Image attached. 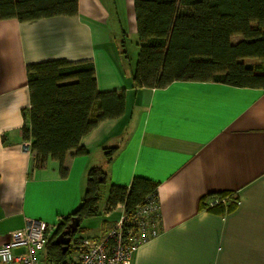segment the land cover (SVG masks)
<instances>
[{
    "label": "crops",
    "instance_id": "crops-1",
    "mask_svg": "<svg viewBox=\"0 0 264 264\" xmlns=\"http://www.w3.org/2000/svg\"><path fill=\"white\" fill-rule=\"evenodd\" d=\"M133 1L78 0L74 17L0 20V246L27 218L54 224L50 237L80 203L88 169L99 166L108 174L103 220L82 221V236L102 237L122 216L120 204L105 210L108 184L134 176L158 183L161 230L126 264H264V88L175 81L134 90L115 37L136 38ZM52 58L91 60L98 90H124L126 99L122 116L81 138L86 153L67 152L65 176L57 160L38 167L23 145L26 65ZM106 147H117L110 163ZM220 191L237 197L223 215L202 207Z\"/></svg>",
    "mask_w": 264,
    "mask_h": 264
},
{
    "label": "trees",
    "instance_id": "trees-1",
    "mask_svg": "<svg viewBox=\"0 0 264 264\" xmlns=\"http://www.w3.org/2000/svg\"><path fill=\"white\" fill-rule=\"evenodd\" d=\"M138 53L130 68L131 87L163 88L175 81L219 82L236 87L264 88V0H134ZM78 14V0H0V20L19 22ZM124 33L121 46H125ZM235 37H239L235 39ZM121 52V50H120ZM122 54H126L122 50ZM126 56V55H125ZM245 58L257 62H245ZM29 107L23 111L27 123L22 135L38 167L48 158L57 160L60 174L69 150L86 153L81 138L100 121L125 113L124 90L99 91L91 60L52 58L26 65ZM117 147L104 148L110 163ZM107 172L99 167L87 171L86 187L78 206L62 216L48 237L45 264H65L71 249L55 243L57 235L72 217L80 224L99 215V201ZM158 183L134 176L129 185L108 184L105 210L123 206L126 224L133 220L137 206L150 195L157 196ZM211 196L226 199L202 207L223 215L237 205L230 191Z\"/></svg>",
    "mask_w": 264,
    "mask_h": 264
},
{
    "label": "built area",
    "instance_id": "built-area-1",
    "mask_svg": "<svg viewBox=\"0 0 264 264\" xmlns=\"http://www.w3.org/2000/svg\"><path fill=\"white\" fill-rule=\"evenodd\" d=\"M29 149L30 141H24ZM224 198L211 196L207 205ZM124 213L102 237L80 236L71 241V249L65 264H126L137 247L155 237L161 230V213L156 195L146 197L137 206L133 220L125 222ZM54 224L38 218H27L23 227L11 231L0 246V264H45L44 250ZM20 251L16 252L15 250Z\"/></svg>",
    "mask_w": 264,
    "mask_h": 264
},
{
    "label": "rangeland",
    "instance_id": "rangeland-1",
    "mask_svg": "<svg viewBox=\"0 0 264 264\" xmlns=\"http://www.w3.org/2000/svg\"><path fill=\"white\" fill-rule=\"evenodd\" d=\"M105 1L106 0H104V2ZM107 1L109 3L110 2L112 3V0H107ZM113 1L115 2V6L118 7V5H120L119 0H113ZM115 37H116V40H118V46L117 47L119 48V50H121V52H122V50H125V52H126V54H125L126 56L121 53V58L124 61V68L126 69L127 72H129L130 71V68L131 67H134V65H135V61H136V57H137V53H138V46L136 45L137 38H135L131 34H127V36L124 38L125 39L124 40L125 41V46L123 48L121 46V43H120V40L121 39L118 36V32H117V34H116ZM103 203H104V199L102 198L101 199V202H100V208L102 207ZM103 215H104V213H103ZM102 218H103V216H101V217L98 216L96 220H98V221L103 220ZM86 220L87 219H84L83 220V223H82L83 225H84V223H85ZM85 234H87V230L86 229L77 232L74 237L77 238V237L82 236V235H85Z\"/></svg>",
    "mask_w": 264,
    "mask_h": 264
},
{
    "label": "water",
    "instance_id": "water-1",
    "mask_svg": "<svg viewBox=\"0 0 264 264\" xmlns=\"http://www.w3.org/2000/svg\"><path fill=\"white\" fill-rule=\"evenodd\" d=\"M79 224V218L74 216L71 218L70 222L66 225V227L57 235L55 243L60 244L62 246L63 251L68 248V245L72 240L71 235L76 232Z\"/></svg>",
    "mask_w": 264,
    "mask_h": 264
}]
</instances>
